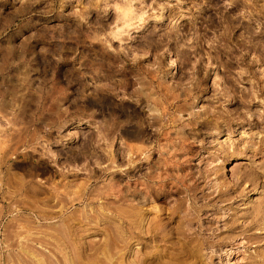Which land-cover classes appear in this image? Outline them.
Segmentation results:
<instances>
[{
	"label": "rangeland",
	"instance_id": "obj_1",
	"mask_svg": "<svg viewBox=\"0 0 264 264\" xmlns=\"http://www.w3.org/2000/svg\"><path fill=\"white\" fill-rule=\"evenodd\" d=\"M0 264H264V0H0Z\"/></svg>",
	"mask_w": 264,
	"mask_h": 264
},
{
	"label": "bare ground",
	"instance_id": "obj_2",
	"mask_svg": "<svg viewBox=\"0 0 264 264\" xmlns=\"http://www.w3.org/2000/svg\"><path fill=\"white\" fill-rule=\"evenodd\" d=\"M150 231H151L150 233L153 235V231H154V230L150 229ZM141 235H142V234H141Z\"/></svg>",
	"mask_w": 264,
	"mask_h": 264
}]
</instances>
